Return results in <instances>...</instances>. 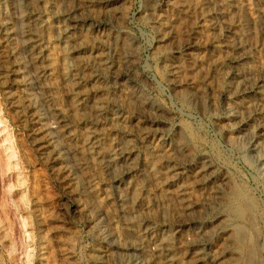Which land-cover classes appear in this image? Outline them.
<instances>
[{
  "label": "rangeland",
  "instance_id": "374dc122",
  "mask_svg": "<svg viewBox=\"0 0 264 264\" xmlns=\"http://www.w3.org/2000/svg\"><path fill=\"white\" fill-rule=\"evenodd\" d=\"M113 1L0 0V264H62L57 253L63 240L70 243L71 264H133L131 246L139 241L142 257L137 262L153 264L146 261L152 246L142 228L148 224L157 231L161 223L169 231L174 264H183L186 248L180 247L181 242L191 237L194 224L211 231L206 237L209 247L219 251L221 210L213 206L201 212L208 189H201L190 172L199 155H207L227 171L252 201L257 213L247 237L255 249L253 257L264 264L262 177L244 160L246 151L226 144L216 129L223 122L224 105L233 99H221L218 110L206 115L183 105L165 79L163 61L172 55L169 47L158 45L157 31L162 28L156 24L161 15L175 33V45L184 44L177 56L183 67L184 52L197 57L196 66L202 69L190 76L201 86L204 63L211 55L203 43L212 31L198 21L199 15L230 25L223 32L227 39L232 30L245 33L250 58L233 62L229 56L239 52L228 46L223 49L228 53L225 68L234 71L245 64L254 71L262 64L264 48L252 18L264 1L222 0V8L221 0H122L121 6ZM148 2L155 8L153 16ZM221 11L228 19L217 16ZM118 12L124 16L115 20ZM59 25L70 27L65 36H56ZM73 40H77L75 49ZM186 41L193 45L185 47ZM123 42L133 52L134 74L119 63ZM61 63L68 65L69 73L62 72ZM62 73L65 83L58 80ZM211 80L207 78L214 85ZM135 87L155 103L157 113L142 111L130 93ZM164 141H179L183 146L170 155L169 167L181 172L174 185L163 173L166 161L160 157L156 161L149 152ZM120 154L132 162L130 173L118 164L107 167L108 159L120 161ZM185 160L190 165L182 170ZM146 168L154 172L153 179L145 175ZM113 178L126 191L121 200L114 193ZM177 188L186 191L184 202L173 198ZM186 202L192 206L188 213ZM42 242H47L46 260H41Z\"/></svg>",
  "mask_w": 264,
  "mask_h": 264
},
{
  "label": "bare ground",
  "instance_id": "6f19581e",
  "mask_svg": "<svg viewBox=\"0 0 264 264\" xmlns=\"http://www.w3.org/2000/svg\"><path fill=\"white\" fill-rule=\"evenodd\" d=\"M101 2L103 4L104 2H107V0H101ZM113 2H117L118 5L121 6L122 0H114ZM221 2L219 3H221L220 7L222 8V6L224 5V2L222 0ZM147 6H148V11L153 16L155 14L154 12L155 8L152 6L151 3H149ZM18 7H19V4H18ZM211 8L209 7L208 10H211ZM123 16L124 15L120 13L113 17L115 20H118V19H122ZM217 16L221 19L223 18L228 19V15L226 11H221L220 13H217ZM199 19L200 20L198 21H201L202 25L205 28L210 29V31H212L211 35L206 37V40L203 43L205 49L209 50L211 55L208 58V61L204 63L205 65L202 63L204 65L205 71L202 72L203 78L201 79V86L199 85V83H196V81H194V79L190 76L194 71H199L200 69H202V66L201 67H199V65L196 66L197 57L194 54H191V52L186 51L184 53L187 58L186 59L187 64L185 65V67L181 65L182 63L179 62V59L177 56L183 49L184 44L182 47L179 45H175L177 44L175 42L176 39H174L173 37L175 33L172 35L171 28L169 27V23L167 22L168 20L164 21V18L161 15L157 16L156 24L162 28L157 31V43L159 46H162V48L169 47L170 53L172 55L170 56L169 59H166L163 61V67L165 71L164 73L166 76L165 79H167L166 81L169 82L173 95L178 100H180L181 103H183V105L184 103L191 105L197 108L199 112L203 115H206L208 111L216 112L219 108V103L221 99L224 100L225 97H228L229 99L230 98L233 99L232 103L230 102L224 105L225 113H224L223 120H222L223 122L221 124H218L216 126V129L219 131V133L222 134V137H223L222 139L224 140L226 144H228L229 146L235 147V149L237 147L242 151H246V154L243 155L244 160H247V162H249L250 165L248 166L251 168V170L253 169L255 170V172L260 174L263 180V184H264V52H263V57H262V64H260L259 67L256 68L254 71H252L249 67L245 66V64H243V66H239L234 71H227L225 68L226 61L224 60V58L227 57L228 53L224 54L225 52L223 51V49L227 48L228 46L236 48V50L239 52L237 54H233L229 56L230 58H232V60L234 59L233 62L242 63V61H246L248 58H250L249 51L247 50V46L244 44L245 33L241 29L234 30V31L232 30L231 38L227 39L226 34L223 35V32L229 31L230 25L222 26L220 24V20L218 19L215 20V18L214 19L210 18V15L208 18H205V15H203L202 13L199 15ZM46 25L48 26V24ZM96 25L98 24L96 23ZM66 26H69V25H66ZM252 27L255 30H257L259 45H261L262 48H264V7L262 8L259 7L258 10L255 12L254 17L252 18ZM69 30H70V27L61 28V26L59 25L55 28L54 32L57 37H62V36H65L69 32ZM221 36L225 37L226 39H223L222 41H220ZM72 44L75 49L77 45V40H73ZM192 45H193L192 42L186 41L185 47H189ZM111 46L112 45L109 44V47ZM126 47H127L126 43L121 45L120 48L123 49L122 50L123 58L122 60L120 59L118 60H120L119 63H121V66H123L127 72L134 74L136 71H134L135 62L133 61V52L131 50L126 49ZM69 51H70V48H69ZM74 51L71 52L72 56L74 55ZM45 58L46 57H44V59ZM73 59L75 61L78 60L75 57ZM75 64L76 63H74V65ZM105 65H107V63ZM43 66H46V65H43ZM67 66L62 64L63 73L68 71ZM233 66H236V65H233ZM69 68H72V67H69ZM184 71L187 72V74H184ZM49 77H50L49 78L50 81L53 82L52 84L55 85L56 77L54 78L52 73L50 74ZM116 77H119V76H116ZM207 78H212L211 81L215 82L214 85H211L210 81H207ZM65 79L66 78H64V74H63V76H61L58 80L62 83H65ZM138 89H136L135 87L134 90L132 91L130 90V93L132 94L133 99L135 97L134 100H137L136 103L140 104L142 111L146 110L150 113L152 112L157 113L159 108L155 105L153 101L147 99V97L142 93V91ZM120 129H122V127ZM182 148L183 146L179 141H173V142L164 141L160 143L157 147H154V146L153 148L151 147L149 151L150 155L156 161H157L156 158L159 159V157L166 161L165 163L167 166L165 167L164 172L163 171L162 172L164 173L165 177H167V182L170 185H174L175 179L177 178L178 175L181 174V172L179 174L178 171H176V169H173L175 166L174 167L172 166L173 168L169 167L171 160H172L170 155L172 151L179 153L182 150ZM128 159L129 158H124L122 156H121L120 161L114 160V159H110V160L108 159V162H106V165L109 169H111L115 164H118V166L121 167V169L123 168V170L127 174V173H130V171L132 170L131 169L132 162H129ZM184 165H190V163L187 160H185V164L181 166L182 170L186 169L187 167V166L185 167ZM194 167L195 168H193V170L190 171L192 173L191 176H193L195 178V181L199 183V186L201 189H204V190L208 189V193L205 194L204 199L200 205L202 207V210L201 208L200 210L201 212L202 211L206 212L207 208L209 207L213 208V206L220 208L221 211L220 212L218 211L219 212L218 214L219 222L217 223H219V225H222L221 229L223 230V233L220 238V242H221L220 250L217 252L212 251V249L209 247V241L206 239L207 234L209 235L211 231L210 233H208L206 230L207 227H204L201 224H197V225L194 224L193 227L189 229L191 231V234H190L191 237L181 242L180 247L186 248V252L182 256V259H181L182 263L183 264H203L205 262L208 264H261V262H259L260 260L256 261V258L253 257L255 249L254 250L252 249L251 240H248V237H247L250 234L249 229L250 228L252 229L253 227V226L251 227L252 223L254 225L253 219H254L256 210L254 211V205L252 201L248 199V195H246L243 192L244 188L240 186L242 188L241 189L238 185V182L232 181L231 177L228 176V172L224 170L222 171L221 170L222 167L216 166L214 161L211 158H209L207 155L206 156L199 155L197 159V163H195ZM144 173L151 179L155 177L152 169L146 168L144 170ZM248 175L252 179L256 178L254 174H251L250 172ZM112 183L116 186L114 189V193L116 197L119 198L120 200L126 197V194H125L126 191L125 192L121 191L118 187L121 181L118 180L117 178H113ZM172 196L173 198H177L182 201L183 198L186 197V191L182 190L181 188H177L176 191L172 194ZM182 202H184V200ZM189 204L190 203L186 202L185 204L186 206L184 205L185 207L189 208L187 209V213L188 211H190V208H192V206H188ZM146 206L147 205L142 206L143 207L142 210H144L145 212L147 211ZM164 227H165L164 224L161 223L160 229L157 231H153L152 227H150L148 224L145 225L144 228H142L143 235L148 236L150 238L149 242L152 246L151 249L149 248L150 249L149 254H147L148 260L145 259L146 257L145 258L143 257V259L148 262L152 261L153 264H158V263L174 264L173 259H171L172 254L170 255L171 245L169 244V235L167 233L169 231L165 230L166 228L164 229ZM254 232L252 234H254ZM58 243H59V246H58L57 254L60 257L62 264H71L70 261L72 258V251L70 248L71 246L69 245L70 243L68 244L67 241L64 242V240L63 242L60 241ZM139 243L140 244H137V245L133 243L134 245L131 246L133 248V252L136 257V259L134 260V263L132 262L133 264H141V262L140 263L137 262V260H139V257H142V254H141L142 241H139ZM40 249H41V256H42L41 260H46L48 256L47 255V249H48L47 242H42ZM136 252L140 253L141 255L140 256L136 255Z\"/></svg>",
  "mask_w": 264,
  "mask_h": 264
}]
</instances>
